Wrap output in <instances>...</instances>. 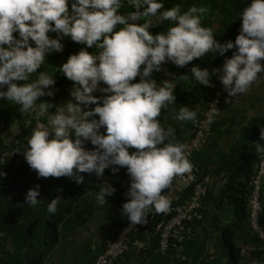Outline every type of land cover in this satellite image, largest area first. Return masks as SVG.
Returning <instances> with one entry per match:
<instances>
[{
  "label": "clouds",
  "instance_id": "clouds-1",
  "mask_svg": "<svg viewBox=\"0 0 264 264\" xmlns=\"http://www.w3.org/2000/svg\"><path fill=\"white\" fill-rule=\"evenodd\" d=\"M127 4L136 10L121 14L118 10L124 0H71V12L69 0H0V99L20 104L22 112L35 110L37 117L48 116L51 130L44 125L35 128L24 152L26 162L38 176H66L83 184L85 178L80 173L102 177L110 166H119L111 167L113 173L126 167L129 199L121 212L136 225L147 223L153 208L157 213H167L170 198L163 190L170 187L175 176L193 169L186 143H165L174 129H165L157 119L162 108L176 101V86L164 81L158 87L150 79L152 72L160 71L166 61L184 67L210 51L223 55L235 47L237 51L215 71L222 72L219 78L231 97L248 92L253 83L264 80L258 75L264 72V0H252L240 13V34L234 42L225 43L215 39L211 28L201 25L198 13L207 12L206 7L191 6L181 14L179 5L158 11L164 7L163 0H127ZM148 17L175 23L166 32L152 35L150 21L136 23ZM117 25L122 27L117 29ZM50 31L57 37L50 38ZM64 36L88 47L95 45L98 51L81 49L61 66L60 71L75 82L71 91L75 102L49 113L53 105L41 102L40 97L54 95L50 87L55 84L53 76L42 71L34 82L27 81L45 62L47 53L63 50ZM190 71L201 85H211L207 68L193 66ZM138 75L140 81L132 83ZM100 82L107 85L100 90L111 93L102 98V105L98 103L101 98L92 94ZM217 91L222 92L216 90L214 96ZM91 104L96 106L89 108ZM217 112V108H210L209 123ZM175 118L195 122L197 112L181 107ZM101 127H105V134L100 132ZM260 138L264 140V127ZM89 140L97 146L94 150L84 147ZM257 146L264 153V144L257 142ZM129 148L136 151L130 153ZM223 176L227 182V176ZM39 189V184L30 188L25 201L38 204ZM115 191L110 183L101 184L96 193L98 203L105 205L106 197ZM62 198L57 195L51 199L47 211L56 213Z\"/></svg>",
  "mask_w": 264,
  "mask_h": 264
},
{
  "label": "trees",
  "instance_id": "trees-1",
  "mask_svg": "<svg viewBox=\"0 0 264 264\" xmlns=\"http://www.w3.org/2000/svg\"><path fill=\"white\" fill-rule=\"evenodd\" d=\"M252 0H163L164 7L158 11H163L167 8H172L176 5L180 6V12L183 14L191 6L197 8L206 7L205 13H198L201 18V25L206 28H211L215 39L221 43L229 40L235 41L240 34L242 19L240 13L251 4ZM136 9L127 4L124 0V6L118 11L121 14H126ZM142 10V9H141ZM69 11L71 12V0H69ZM151 22L152 27L148 30L150 34L156 35L164 33L171 27L174 21L159 22L158 17L142 18L136 21L138 24H143L144 21ZM122 27L117 25V29ZM18 37V33H13ZM50 38H56V32H49ZM72 40L70 36H64L62 43L65 44ZM32 46L34 42H31ZM89 53H96L98 50L95 45L92 47L86 46ZM237 48L229 49L223 55L210 51L201 58H194L184 67L175 65L171 61H166L162 64L160 71H153L150 79L155 80L157 86H161L164 81H172L175 84L174 95L176 101L169 103L167 107L161 109L157 119L165 129H174V135L169 137L165 143H181L185 144L187 136L191 135L195 122L180 121L175 117L178 115L181 107H189L197 112V119L200 117L208 102L213 98L214 92L220 88V75L222 72L215 71L222 69L227 58H231ZM264 63V60L261 61ZM193 66H199L201 69L207 68L211 74V85H201L191 73ZM144 65H141V70ZM40 71L30 76L29 81L34 82L38 79ZM140 81L138 75L132 83ZM18 84L24 83L17 81ZM75 82L70 80L63 74L58 78L51 88L54 91L52 96L40 97L41 102H48L53 105L49 107L48 112L54 113L56 108L61 104L65 97L71 93ZM5 86V89L6 90ZM47 91V89H46ZM111 93L100 92L97 97L101 100L98 103L102 105V98ZM40 101L36 102L38 106ZM96 104H91L88 107L94 108ZM26 113L18 110L12 101L0 99V121H5L7 124L3 134L0 133V154L16 147L28 148V139L31 137L35 129L36 122L40 119L45 123L48 122L47 114L37 117L35 111L30 114L29 124L26 125ZM18 118L20 126L19 132L12 129L13 118ZM196 119V120H197ZM74 138V136H73ZM258 143L264 144V140L258 139ZM256 143L248 144V148H240L235 154L236 161L231 163L230 168H227L226 174L228 181L224 184L221 191L215 196L214 190L209 191L210 195H214V203L208 204L204 208L205 196L203 198L202 212L205 217H210L208 230H211L212 237H216V245L223 249H229V258L227 264H239L241 249L239 243L257 244L259 245V237L250 226V211L248 207V195L250 194V183L256 175V167L262 154L258 150ZM240 146V145H238ZM97 146L93 145L86 150H94ZM237 147V146H236ZM130 153L136 151L135 148H129ZM110 166L105 169L102 177H97L95 173H80L84 176V183L77 184L74 179L61 176L50 177L43 180L36 174L29 164L25 161L18 165L14 159L8 158L5 162L0 163V169L5 170L8 174V179H11L16 186L15 196H11L5 188L7 178L0 176V264H44L46 256L53 250L56 240L59 236V227L64 217L71 207V203L77 199L80 194L87 189L88 185L93 182H98L101 179L119 177L130 181V176L126 167H120L118 172L113 173ZM40 185L39 203L30 205L25 201V196L30 188ZM87 186V187H86ZM22 187V189H20ZM263 192V190H262ZM189 193V191H188ZM57 195L62 196V200L57 205L56 213H49L47 205L51 199ZM227 197L230 203L235 204L238 211V218L232 224L224 225L221 216L216 213V206L221 207L225 204ZM176 203V200L170 201V205ZM206 210V211H205ZM162 213H158L161 216ZM210 215V216H209ZM261 218L264 223V207L261 213ZM203 221V220H202ZM197 222V221H195ZM194 222V223H195ZM193 223V226H194ZM210 228V229H209ZM150 240L155 241L156 246L159 244V237L153 232L150 234ZM147 239V241L149 240Z\"/></svg>",
  "mask_w": 264,
  "mask_h": 264
},
{
  "label": "crops",
  "instance_id": "crops-1",
  "mask_svg": "<svg viewBox=\"0 0 264 264\" xmlns=\"http://www.w3.org/2000/svg\"><path fill=\"white\" fill-rule=\"evenodd\" d=\"M81 49H86L84 44L73 40L68 41L64 44L62 51L46 54L45 62L39 71L52 75L56 82L64 74L60 71L61 66L71 55L78 54ZM259 76L264 77V74ZM219 84L223 103L216 114L212 132L208 135L206 144L191 161L199 167L201 175L214 174L217 177L228 176L226 171L232 165L231 163L236 161L235 154L240 148H248V144L252 141L256 143L260 139V130L264 127V80L253 83L248 92L235 97H231L224 89L221 80ZM12 103L20 110V104L13 101ZM29 119L30 112L25 115V121ZM17 124L18 118L14 117L12 127L19 132L20 126ZM189 138L190 135L184 142L186 143ZM50 177L41 178L47 180ZM105 182L110 183L116 191L113 195L106 197L105 205H100L96 199V193L100 185ZM87 185V189L71 203L68 213L60 224L55 247L46 256L44 264H94L96 256L105 249L110 239L129 220L127 215L121 212L123 203L129 199L127 195L130 188L129 180L115 177L101 179L99 183L93 182ZM221 189L218 192L213 189L214 195L216 196ZM211 190L210 188L209 191ZM262 190L261 199L264 207V177ZM168 191L169 188L163 190L170 201L174 200ZM214 195H210L209 192L206 195L205 209L208 204L214 203ZM224 198L225 204L222 208L216 206V213L222 217V224H232L237 221L238 211L235 204L227 201V197ZM210 217L194 223L193 234L185 244V260L175 251L168 253L159 251L155 241L151 242L149 238L147 247L142 250L130 248L114 264H227L229 249L218 247L215 242L216 237L210 235L211 230H208ZM239 246L242 248L245 244L239 243ZM254 259L256 264H264V248L254 254ZM247 260L249 259L240 252L239 264H246Z\"/></svg>",
  "mask_w": 264,
  "mask_h": 264
},
{
  "label": "built area",
  "instance_id": "built-area-1",
  "mask_svg": "<svg viewBox=\"0 0 264 264\" xmlns=\"http://www.w3.org/2000/svg\"><path fill=\"white\" fill-rule=\"evenodd\" d=\"M264 65V63H262ZM264 72L258 73V75ZM222 92L217 91L212 100L209 101L207 107L202 110L200 117L195 121L189 140L186 142V155L190 161L193 156L202 150L207 142L208 135L212 132L214 120L209 123L207 113L211 107L218 110L222 105ZM35 110L30 112L32 114ZM216 117V116H215ZM99 119V115H96ZM28 125L29 121L26 122ZM44 125L51 128L42 120L36 122L35 128ZM7 124L0 121V133L3 134ZM14 130L15 128L12 127ZM101 133H106L105 127H101ZM91 141H86L85 148L92 147ZM27 148L16 147L9 149L0 154V163L5 162L8 158L14 159L15 163L20 165L26 161L24 152ZM193 164V163H192ZM0 176L7 178L8 174L5 170L0 169ZM264 177V153L260 155L259 163L256 167V175L250 183V194L248 195V206L250 211V226L258 235L260 245H246L242 248V255L246 256V264H256L254 254L264 248V223L261 218L263 211L262 206V179ZM226 178L222 175L217 177L214 174L201 175L199 167L193 164L191 172L175 176L169 187V194L176 200V203L170 205L167 213H158L153 208L147 216V223L132 225L127 220L118 232L110 239L105 249L101 251L95 258L94 264H114L121 259L127 251L134 247L142 250L148 245L147 239L151 233H155L159 237L158 250L164 253L170 251L177 252V255L183 260L186 259L184 252L187 240L192 236L195 221L204 220L202 212L203 198L209 192L210 188L219 191L225 184ZM5 188L11 196H15L16 186L11 179L6 180ZM22 189V187H20ZM189 191V193H188Z\"/></svg>",
  "mask_w": 264,
  "mask_h": 264
},
{
  "label": "rangeland",
  "instance_id": "rangeland-1",
  "mask_svg": "<svg viewBox=\"0 0 264 264\" xmlns=\"http://www.w3.org/2000/svg\"><path fill=\"white\" fill-rule=\"evenodd\" d=\"M84 46H85V48H86V44H84ZM104 87H107V85L104 83V82H100V84H99V86H98V89L96 90V91H94L92 94L93 95H95V96H97L100 92H102L100 89L101 88H104ZM69 101H72V102H75L74 101V98L71 96V93H69L66 97H65V99L61 102V104L59 105V106H63V105H65V104H67ZM83 107V106H82ZM48 125H49V123H48ZM49 127H50V125H49Z\"/></svg>",
  "mask_w": 264,
  "mask_h": 264
}]
</instances>
